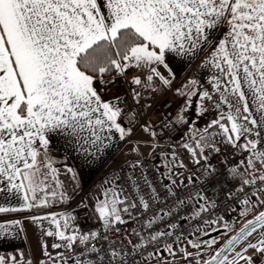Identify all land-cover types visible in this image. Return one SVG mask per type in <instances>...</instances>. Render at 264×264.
I'll list each match as a JSON object with an SVG mask.
<instances>
[{
	"label": "snow or ice",
	"instance_id": "6c2138e0",
	"mask_svg": "<svg viewBox=\"0 0 264 264\" xmlns=\"http://www.w3.org/2000/svg\"><path fill=\"white\" fill-rule=\"evenodd\" d=\"M0 214V264H264V0H0Z\"/></svg>",
	"mask_w": 264,
	"mask_h": 264
},
{
	"label": "crops",
	"instance_id": "0c3cea01",
	"mask_svg": "<svg viewBox=\"0 0 264 264\" xmlns=\"http://www.w3.org/2000/svg\"><path fill=\"white\" fill-rule=\"evenodd\" d=\"M200 123L201 126H203V121H201ZM128 147H130V145L121 143L119 151H113L110 149L105 154V156L101 158L100 163L97 166L91 168L79 167V160L75 158L76 154L72 153V155L66 161V163H68L70 166L77 167V171L80 173V177H81L82 189H76L75 198L72 201H70L68 204L55 206L53 210L56 211L69 210L67 209V206L75 207L76 201L81 196H83L82 191L85 189L87 184L103 169L106 168L110 170V168L113 167L115 164L122 163L123 160L126 158L124 154L128 152L129 149ZM53 155H55L58 160L63 159L62 153L57 152L55 146L53 148ZM60 179L64 182L65 187L71 193L73 186L72 181L67 175L63 173V168H61ZM17 215L18 214H9L5 216L4 214H0V223H3L5 219L17 218ZM25 225H26L27 239L25 240L24 236L22 235L18 237L15 241H13L11 245L0 244V253L23 250L27 254L29 250H31L34 256H39L38 240L40 237V233L34 226L30 225L29 222L26 221ZM49 243H51V238H49Z\"/></svg>",
	"mask_w": 264,
	"mask_h": 264
},
{
	"label": "built area",
	"instance_id": "2783aa9c",
	"mask_svg": "<svg viewBox=\"0 0 264 264\" xmlns=\"http://www.w3.org/2000/svg\"><path fill=\"white\" fill-rule=\"evenodd\" d=\"M108 169H103L100 173H98L85 187V189L82 191V195H84L86 192H88L89 189L93 187L94 183L99 182L100 179L105 175L106 172H108ZM73 208L72 206H67V209ZM78 222L81 224L82 227H91L93 226V221L89 219L88 217L84 216L83 213L80 214L78 218Z\"/></svg>",
	"mask_w": 264,
	"mask_h": 264
},
{
	"label": "rangeland",
	"instance_id": "374dc122",
	"mask_svg": "<svg viewBox=\"0 0 264 264\" xmlns=\"http://www.w3.org/2000/svg\"><path fill=\"white\" fill-rule=\"evenodd\" d=\"M130 147H131V145H130ZM130 147H128V148H130Z\"/></svg>",
	"mask_w": 264,
	"mask_h": 264
}]
</instances>
